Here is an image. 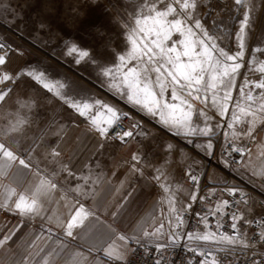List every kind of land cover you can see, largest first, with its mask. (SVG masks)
I'll list each match as a JSON object with an SVG mask.
<instances>
[{"label":"rangeland","instance_id":"obj_1","mask_svg":"<svg viewBox=\"0 0 264 264\" xmlns=\"http://www.w3.org/2000/svg\"><path fill=\"white\" fill-rule=\"evenodd\" d=\"M64 2L65 0H11L16 11L23 12L22 19L9 26L11 15L0 16V39L25 49L23 55L11 53L8 63L0 66V156L20 158L53 176H60L70 171L66 168L70 159L66 160V155L62 151L58 152L62 149L60 147L63 144L70 145L69 141L72 139L78 140L75 143L77 145L86 143L90 139L87 134L98 132L93 128V121L104 111L102 107H94L89 113L90 120L77 115L76 110L69 105L82 104L91 95L118 106L131 113V131L136 129L131 118L134 115L136 120L143 123V127L135 132L139 135L141 131L147 133L141 138L138 148L141 159L135 161L137 167L151 177L157 174L163 177L159 183L154 181L155 188L162 191L165 203L155 228L159 230L161 238L166 240L163 243H167L170 234L169 194L163 192L164 184L172 187L179 202L177 207L180 203L187 205L191 190L183 182L181 169L175 165L169 167L172 154L168 152L166 143L171 142L177 146V159L184 161V166L198 164L204 150L186 143L182 134L170 131L159 122L158 117L147 116L135 106L127 104L126 99H120L115 89L97 80L91 66L84 64L77 68L71 59L61 62L63 57L59 45L69 36L82 46L91 47L93 57L101 65L115 62L119 54L127 52L131 47L116 25L111 26V31L116 34L112 37L115 51L104 46L109 38L95 31L97 23L103 19L98 9L83 18L76 30L69 32L58 16V10L62 9ZM88 2L89 0H80L81 4ZM106 2L107 0H97L98 8ZM130 2L138 4L144 0ZM167 2L170 0H160L161 4ZM194 3V18L189 23L192 24L194 43L206 55L203 57L201 80L196 85V97L190 98L192 104L198 116L202 111L206 119L215 126L213 133L218 132L225 123L229 125L231 137L238 135L239 141L253 140L254 146L264 134V87L257 86L264 81V0H239V4L237 0H194ZM249 4L252 6L253 15L243 33L241 46L236 33ZM195 18L201 20V28L195 27ZM37 19L51 21L52 27L51 30L40 32L39 39L34 42L29 37L36 30ZM16 25L23 26L20 29L23 35L14 30ZM132 26H135L134 21ZM58 32L63 39L57 37ZM179 38L178 34H173L172 39ZM53 49H56L55 56L51 54ZM142 59L146 60L147 57ZM26 64L38 65L50 72L52 77H63L66 81L78 83L80 87L73 92L70 86L58 97L51 90H45L22 74ZM128 64L135 66V61H129ZM4 73L9 75L5 76ZM152 79H155L154 73ZM69 93L73 95L70 96ZM166 97L171 102L170 88L166 90ZM107 115L104 113L105 117ZM194 119H197L196 113ZM102 123L107 126L104 118ZM81 133L82 136L78 137ZM125 140L129 139L123 141ZM242 166L241 175H244ZM217 176L222 175L217 173ZM231 179L251 189L253 192H249L254 198L264 201V192L258 190L259 185L256 182L252 185L246 184L245 179L235 175ZM260 213L264 214V207L260 209Z\"/></svg>","mask_w":264,"mask_h":264},{"label":"snow or ice","instance_id":"obj_2","mask_svg":"<svg viewBox=\"0 0 264 264\" xmlns=\"http://www.w3.org/2000/svg\"><path fill=\"white\" fill-rule=\"evenodd\" d=\"M237 3L239 4V0ZM195 6L194 0H170L165 4H161L160 0H156V2L144 0L138 4H133L130 0H107L102 7L98 8L97 0H89L87 4H81L80 0H65L62 9L58 10V16L60 22L69 32L76 30L83 18L98 9L103 19L97 23L95 31L99 35L109 38L105 41L104 46L115 51L112 37L116 34L111 31V26L116 25L120 29V34L126 37L131 47L127 52L119 54L115 62L101 65L93 57L91 47L82 46L72 36L63 39L58 32L57 37L63 39V43L59 45L63 57L61 62L71 59L77 68L84 64L91 66L96 73L97 80L108 85L111 89H115L120 99H126L127 104L135 106L147 116L158 117L159 122L170 131L182 134L186 143L192 144L196 149L203 148L204 155L208 158L215 157L216 166H214L212 173H217L218 169H223L225 173L240 176L245 179L246 184L252 185L256 182L254 180L256 177L264 180V164L257 167L250 161L251 174L249 175V171L246 170L244 175H241L240 166L244 163L242 157L246 150L236 142L239 138L238 135L229 138L225 134L223 142L219 138H210L215 126L206 119L202 111L198 116L190 99L196 97V85L201 80L200 72L203 70L202 62L204 55H206V52H201L199 45L194 43L193 28L192 24L189 23L194 18L192 9ZM256 11H259V7ZM9 14L12 17L9 26L16 24V21L23 17V12H17L11 0H3L0 3V16H8ZM252 15L253 9L249 4L245 8L239 22L240 28L236 33V38L241 46H243V33L251 21ZM133 21L135 26H132ZM194 24L196 28L202 27L199 18L194 19ZM22 27V25H16L14 30L23 35V32L20 31ZM51 27V21L37 19L36 30L29 38L35 42L39 39L38 34L40 32L46 29L51 30ZM173 34H178L180 38L172 39ZM24 51L25 49L18 45L0 40V66L8 63L11 53L23 55ZM51 54L55 56L56 49H53ZM145 56L147 59H142ZM129 61H135V66L129 65ZM153 73L155 74L154 80L152 79ZM22 74L38 83L45 90H51L58 97L61 96L62 92H66L70 86L73 92L80 87L78 83L66 81L63 77H52L50 72L35 64H26ZM4 75L8 76L9 74L4 73ZM81 75L84 74L81 73ZM257 86L264 87V81L258 83ZM168 88L171 89V102L166 97ZM69 95L71 96L73 93H69ZM69 106L76 110L77 115L90 120L89 113L94 107H102L104 111L93 121V128L98 131L101 137H104L106 133L114 132L118 125L123 129L125 126L122 121L131 115L118 106L96 99L91 95L82 104L75 103ZM104 113L108 114L107 117L104 116ZM194 113L197 114V119H194ZM102 118H104L107 126L102 123ZM131 118L136 124V129L132 131L122 130L120 133L122 139H131L135 131L143 127V123L136 120L134 115ZM127 127L131 128L132 125L129 124ZM140 135L144 136L147 133L141 131ZM166 148L172 154V162L169 167L175 165L183 171L185 162L177 159V146L167 142ZM261 148L264 149V144L261 145ZM179 154L182 156V152ZM236 154H240L239 161L235 158ZM262 155H264V151H262ZM131 159L136 161L141 157L137 153H133ZM133 169L143 174L142 169L136 168L135 164H133ZM158 172L159 170H157ZM203 174L201 169H194L192 165H187L185 175L194 186L190 192V200L187 205L180 203V206L177 207L179 202L173 194L172 187L164 184L163 192L169 194L168 224L170 234L168 240L171 246L181 244L185 237L184 229L188 223L184 218L185 213L192 210L193 204L197 200ZM227 174L223 176L222 181L216 179L217 175H210V182L222 183L223 187L207 189L205 195L199 197L201 203H205L207 197L215 195L218 191L223 196L216 201L215 207L209 206L205 213L196 212V216L201 218L200 222L204 224L206 231L202 235L199 233L195 235L201 240L222 236L231 241L233 235L240 234L238 221L243 219L245 225H253L259 228L258 236L264 242V235L260 232V228L264 227V216L258 219H248L241 211V206H243L249 214L253 212L251 207L255 199L253 194L236 180L230 179ZM152 179L159 183L163 177L157 174L153 175ZM258 190L264 192V183L259 184ZM225 197H231V199ZM260 202L264 203V201ZM229 206H232L233 209L229 215L230 227L233 230L231 235L223 231L213 232L208 227V218L210 216L215 217L216 228L221 229L222 217L225 215V209ZM193 237V232H187L189 241ZM154 247L157 256H160L161 249L167 248L168 245L157 244ZM184 248L188 250L187 243L184 244ZM190 251L198 253L202 257L198 264H220L215 252L197 247H192ZM152 264H162L161 258L154 259ZM187 264H196L195 257L187 261ZM256 264H261L260 260H257Z\"/></svg>","mask_w":264,"mask_h":264},{"label":"crops","instance_id":"obj_3","mask_svg":"<svg viewBox=\"0 0 264 264\" xmlns=\"http://www.w3.org/2000/svg\"><path fill=\"white\" fill-rule=\"evenodd\" d=\"M90 133L84 144L72 139L58 147L70 159V171L60 176L0 156V264H106L104 255L126 258L135 239L166 242L155 228L165 207L162 191L151 175L133 169L131 155L144 136L117 141ZM262 144L264 134L244 173L251 174L250 161L264 164ZM252 208L251 216L260 214Z\"/></svg>","mask_w":264,"mask_h":264},{"label":"built area","instance_id":"obj_4","mask_svg":"<svg viewBox=\"0 0 264 264\" xmlns=\"http://www.w3.org/2000/svg\"><path fill=\"white\" fill-rule=\"evenodd\" d=\"M122 124L125 126L123 129L120 125H118L114 132L106 133L107 137L123 141L124 139L120 137V133L122 130L131 131V129L127 127L130 124V118L128 117V119L123 120ZM221 128H223V131H221ZM221 128L218 132L213 133L212 137L210 138H219L221 139V142H223L225 134H227L229 138H232L231 132H229V125L224 123ZM236 142L246 150L242 157L244 162L253 147L254 141L237 140ZM235 158L237 161H239L240 154H236ZM199 161L200 162L198 164H192V167L194 169H201L204 174L200 181V191L197 193V200L193 204L192 210L185 213L184 218L188 223L185 226V237L182 239L181 244L171 246L170 242L152 243L143 239H135L131 243V250L126 258L119 260L104 255L103 258L105 259L106 264H152L154 259L159 258H161L162 264H187V261L193 259V257H195L196 264H198L199 259L202 257H200L198 253L191 252L190 249L192 247L203 248L208 251L215 252L219 258L220 264H256L257 260H260L261 264H264V242H262L261 237L258 236L259 228L253 225H245L243 219L238 221L240 234L233 235L231 241L225 239L222 236L216 237L215 239L201 240L195 235L196 233L202 235L206 231L204 224L200 222L201 218L196 216V212L205 213L209 206L215 207L216 201L223 196V194L218 191L215 195L207 197L205 203H201L199 197L204 196L207 189H220L223 187L222 183L210 182V175H217V173H219L220 175L224 176L227 174L223 169H218L217 173H212L214 166H216L215 157L208 158L204 154H201ZM186 168L187 165L184 166L183 171H180L181 176L183 182L190 188V190H193L194 186L192 182L185 175ZM227 175H229L230 179L232 178L230 174ZM222 176H217L216 179L222 181ZM247 190L252 191L249 188H247ZM225 198L231 199V197ZM260 201L262 200H257L255 198L251 204V207L254 204L259 209H262L264 207V203H261ZM232 210V206H229L225 209V215L222 217L223 223L221 229L218 230L216 228V218L211 216L208 218V227L213 232L218 233L219 231H223L231 235L233 230L230 227L231 221L229 219V215L231 214ZM241 211L244 212L245 217L248 219H258L259 217L264 216V214L261 213L251 216L246 211V209L243 208V206H241ZM187 232L194 233V237L191 241L187 239ZM260 232L262 235H264V227L260 228ZM185 243L188 244V250L184 248ZM157 244L168 245L167 248L161 249L160 256H157L154 247V245Z\"/></svg>","mask_w":264,"mask_h":264},{"label":"bare ground","instance_id":"obj_5","mask_svg":"<svg viewBox=\"0 0 264 264\" xmlns=\"http://www.w3.org/2000/svg\"><path fill=\"white\" fill-rule=\"evenodd\" d=\"M231 175V174H230ZM232 176V175H231Z\"/></svg>","mask_w":264,"mask_h":264}]
</instances>
